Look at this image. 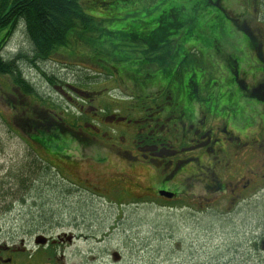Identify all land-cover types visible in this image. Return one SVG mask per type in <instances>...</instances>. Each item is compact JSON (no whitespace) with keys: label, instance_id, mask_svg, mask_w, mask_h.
<instances>
[{"label":"rangeland","instance_id":"rangeland-1","mask_svg":"<svg viewBox=\"0 0 264 264\" xmlns=\"http://www.w3.org/2000/svg\"><path fill=\"white\" fill-rule=\"evenodd\" d=\"M117 1V8H110L113 4H108L109 0H83V3L87 9H95L97 17L113 19L105 24L107 31L113 33L101 35L97 44L105 40L113 45L121 44L122 51H114L115 54L126 55L127 52L131 56L133 42L129 38L137 32L136 21L143 23L139 31L148 37L161 26L159 16L166 12L165 9L185 0H168L153 7L156 0ZM183 6V17L188 18L190 6ZM147 7L151 8L145 9ZM183 30L186 31V26ZM71 47L59 49L46 60L34 59L21 23L4 45L7 53L23 52L29 56L30 59H23L20 65L38 94L32 97L14 95L12 79L0 76V239L28 240L45 229L52 235L82 233L88 238L77 240L73 245L67 243L69 253L91 246L107 247L123 253L125 262L144 264H174L179 251L193 254L194 261H204L219 257L227 247H238L239 241L244 245L252 236H245L244 227L264 216L263 207L256 210L251 204V211L238 207L225 219L213 209L195 221L178 216L171 202H198L206 195L197 182L187 187L196 194V201L190 200L192 195L178 201L159 199L134 203L127 200L129 196H124L121 189L130 186L132 194L142 197L144 190L130 181H138L142 187L150 186L153 190L157 179L163 176L161 164L168 162L157 165L143 161L149 159L138 149L141 142L137 141V135L145 132L148 123L153 121L140 119L137 122V118L141 115L148 119L149 116H145L148 113L157 115L150 109L154 102L143 101L145 110L138 104L144 99L143 95L149 94L152 99L158 88H146L148 91L142 93L131 84L130 78L124 77L127 80L124 81L123 73L103 68L104 63L95 58L88 46L73 43ZM116 65L112 63L114 68ZM118 66L125 67L124 64ZM168 71L172 76L173 70ZM197 71L198 83L214 86L215 77ZM134 74L140 79L145 77L141 71ZM218 82L220 87L216 94L201 93L199 98L206 95L203 107L222 116L229 113L227 104L231 92L225 78H218ZM170 83L165 81L171 88L182 85L176 77ZM19 103L39 113L45 126L56 124L50 117L54 116L59 121L56 135H60V139L48 142L46 147L32 141L20 128L30 117L15 111ZM165 112L162 110L157 116L159 120L154 122L160 124V131H163V122H167ZM117 117L120 119L116 120ZM122 150L140 156L139 160L135 161ZM49 163L51 168L44 169ZM121 174L128 175V179L116 181L122 178ZM11 187L14 188L9 193L7 190ZM251 202L263 203L264 190L259 192L258 200ZM224 203L225 200H221V204ZM177 241L181 247L179 251ZM190 243L191 248L188 247Z\"/></svg>","mask_w":264,"mask_h":264},{"label":"flooded vegetation","instance_id":"flooded-vegetation-1","mask_svg":"<svg viewBox=\"0 0 264 264\" xmlns=\"http://www.w3.org/2000/svg\"><path fill=\"white\" fill-rule=\"evenodd\" d=\"M183 5L190 6L187 21L180 25L175 21L165 24L169 29L174 27L176 32L172 34L176 53L168 69L172 68V74L182 85L159 87L152 99L149 94L143 95L141 102H154L150 109L157 115L148 113L145 115L148 119L140 115L136 120L153 121L148 123L145 132L137 135V141L141 142L138 149L149 159L143 161L157 165L168 162L161 164L163 176L157 179L153 190L150 186L142 187L138 181H130L142 188L145 195L138 198L130 186L121 192L134 203L159 199L178 201L189 195L193 197L191 201H196V194L187 187L197 182L206 195L198 202H171L178 216L195 221L213 209L225 219L238 207L251 211V204L256 210L263 207L264 211V202H251L258 200L259 192L264 190V0H185L176 5L180 12H184ZM197 69L216 78L213 87L210 83L207 86L201 85V81L198 83ZM218 78L226 79L231 92L227 104L229 113L222 116L203 107L206 95L199 98L201 93L216 94L220 87ZM146 88L141 92L148 91ZM162 110L166 111L167 122H163V131H160V124L154 122L159 120L157 116ZM121 152L139 160L140 156L130 151ZM120 176L116 181L128 179V175ZM150 189L153 192H147ZM160 190L170 191L174 196H161ZM221 200L225 203L221 204ZM263 218L251 221L242 230L245 236L252 234L246 238H249L244 244L246 248L239 241L238 247H227L216 258L194 261L193 254L179 251L177 241L179 252L174 264H264ZM78 234L52 235L45 229L28 240L0 239V264H144L125 262L123 253L107 247L91 246L69 253L67 243L73 245L77 240L88 238ZM191 246L192 243L188 247ZM74 257L76 261H72Z\"/></svg>","mask_w":264,"mask_h":264},{"label":"trees","instance_id":"trees-1","mask_svg":"<svg viewBox=\"0 0 264 264\" xmlns=\"http://www.w3.org/2000/svg\"><path fill=\"white\" fill-rule=\"evenodd\" d=\"M167 1L156 0L151 7L159 2L163 4ZM117 3V0L108 2V4H113L110 8H115ZM123 4L125 5L126 2ZM165 11L159 16V22L162 25L148 37H145L142 30L139 31V27L143 23L136 21L137 32H134L129 38L133 42L130 45L133 50H130L131 56H129L127 50H123L126 55L124 53L122 55L121 53L115 54L114 51H122L121 44L113 45L107 40L97 44L101 35L113 33L105 28V24L113 19L97 17L95 9H87L83 0H0V76H9L12 79L11 91L14 95L37 96V89L26 78L20 65V61L29 60V56L23 52L7 53L4 49L8 37L21 23L24 26L34 59L46 60L61 48H72L73 43H83L91 48L96 59L104 63L103 68L114 69L120 75L123 73L124 81H127L124 77L130 78L129 81L134 87H138L140 90L146 86L149 89L169 87L165 85V81L170 83L171 80L170 84H172L175 77L173 74L171 76L168 70L172 68L168 69V66L172 64V56L176 53L173 52L176 42L172 35L176 32L174 33V27L169 29L166 25L174 21L175 24L180 25L186 22L187 18L183 17L181 14L183 12H180L177 6L165 9ZM170 17H173V20ZM113 62L117 63L116 68L112 66ZM120 64H124L125 67L120 68L118 66ZM137 71L143 72L145 77L140 79L134 74ZM147 78L149 79L146 80ZM141 103L140 100L139 108ZM26 106V104L19 103L14 109L17 112H24L30 117L28 118L29 122L26 119L22 127L18 125L32 141L44 144L46 147L48 142L54 143L60 139V135H56L59 130L56 124H59V121L54 116L50 115L56 124L50 127L45 126L44 118L34 109L30 110ZM31 129L35 134L31 133L33 132L30 131ZM50 168V163L44 166V169L49 170ZM13 188L11 187L7 191L10 193Z\"/></svg>","mask_w":264,"mask_h":264},{"label":"water","instance_id":"water-1","mask_svg":"<svg viewBox=\"0 0 264 264\" xmlns=\"http://www.w3.org/2000/svg\"><path fill=\"white\" fill-rule=\"evenodd\" d=\"M159 194L161 196H165L167 198H172L174 196V193L170 192V191H167V190H160L159 191Z\"/></svg>","mask_w":264,"mask_h":264}]
</instances>
